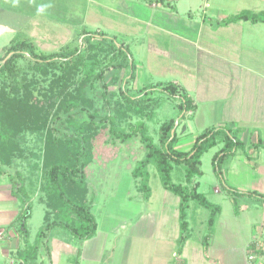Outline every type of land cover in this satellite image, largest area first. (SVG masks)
<instances>
[{
    "label": "crops",
    "instance_id": "obj_1",
    "mask_svg": "<svg viewBox=\"0 0 264 264\" xmlns=\"http://www.w3.org/2000/svg\"><path fill=\"white\" fill-rule=\"evenodd\" d=\"M7 1L0 0V31L12 37L2 47L0 59L15 39H26L36 45L37 31L31 27L54 26L36 22L42 17L29 4L33 0H18L20 6L26 5L21 9ZM102 3L88 0L89 10L98 6L95 19L110 15L109 12L122 15L118 5ZM126 10L122 16L131 22H124V44L136 39L145 48L142 59L146 61L147 51L152 50V59L165 51L172 69L166 72L171 76H167L166 83L178 87L196 107L182 125L177 124L173 150L185 156L201 134L215 128L228 129L243 144L231 149L225 147L227 143L231 145L228 139L219 140L220 135L217 138L214 148L221 147L214 157L225 149L231 153L220 164V173L215 171L212 160L214 184L219 177V186H214L213 194L200 192L219 208L214 225L209 231L210 210L191 201L186 216L189 233L182 242L180 198L175 196L172 201L166 194L156 196L150 186L152 195L146 201L138 186L132 196L128 192L122 208L121 201L114 198L110 208L100 219L96 218L98 229L93 238L78 240L57 234L50 250L43 247L38 258L30 256L24 260L20 253L28 244L35 243L37 233L46 223L47 206H43L44 221L35 236L30 227L33 206L27 221L30 239L24 242L18 221L21 201L12 194L9 181L0 178V231H4L0 239V264H74L77 257V264H103L105 254L113 247L109 264H248L250 250L256 253L255 264H264V22L240 20L223 24L242 13L264 15V0H204L203 5L178 7L169 0H149L141 14L131 16ZM88 17L84 13L77 22L81 33L96 32L100 38L104 32L102 25L86 20ZM111 33L109 36L113 37ZM75 38L71 34L68 42L74 43ZM156 83L150 81L148 88ZM152 92L148 97L155 103ZM176 97L181 100L179 95ZM198 178L193 183L200 188ZM186 182L188 187L192 186L187 179ZM134 206L137 211L130 213ZM121 213L127 217L120 220ZM139 220L141 226H137Z\"/></svg>",
    "mask_w": 264,
    "mask_h": 264
},
{
    "label": "rangeland",
    "instance_id": "obj_2",
    "mask_svg": "<svg viewBox=\"0 0 264 264\" xmlns=\"http://www.w3.org/2000/svg\"><path fill=\"white\" fill-rule=\"evenodd\" d=\"M100 1L106 6L118 5V9L121 10L120 13L122 15H124L125 10L128 9L126 10V14H131V16L135 13L141 14L144 7H147L149 2V0ZM7 2L10 3L12 7L18 9L26 7V5L20 6V3H17L18 0H8ZM169 3L177 7L190 4L203 5L204 0H169ZM29 4L33 7V10L36 9L39 16L43 18L36 21L38 24L54 25L52 27L38 26L30 28L37 31V34H35V41L37 52L39 53L60 52L62 50L64 52H69L79 49L82 46L84 36H80L82 31L79 25H77V22L82 19L84 13H87L89 16L86 20L99 21L100 26L102 25L101 27L104 29L101 35L103 36L104 34L103 38L109 41L103 43L99 42V40L98 42L93 41L92 43H87L85 53L89 64L93 66L92 70L97 69L100 71L101 69L112 67L110 74L108 73L107 75V86L110 88L112 87L113 91H110V88H108L109 90L107 93L111 96L112 115L116 116V119L114 118V123L109 120L104 124L96 125L94 123H87L80 117L82 123H85L86 126L83 130L79 131L82 137L88 142V150H90L94 158L88 166V171L100 192L99 203L94 210L95 217L100 219L104 212L110 208L112 204L111 201L114 200V198L121 201L122 208V202L125 201L128 192L131 196L135 194V189H138L139 185L135 184L137 180L131 176V172L147 154L145 150L146 144L141 140L140 134H137L133 139H129L126 142L120 137H122L123 134H130L131 131L134 130L140 131L142 130L141 125H144V131H148L155 145L159 146L161 144L159 132L162 124L173 119L177 126L179 120L183 116L178 106L181 100L176 96L170 97L162 91H153L156 96L155 103L153 100L152 103L146 105L145 103L147 102L142 101L138 107L139 109L142 108V111L138 113H136V106L130 104L127 99V96L140 97V99L142 97L145 98L146 93L147 95L150 94V89L148 88V83H150V81H155V83L163 81L165 83L168 82L167 76H169L170 73L166 72L172 70L168 63L169 57L165 51H161V54H157L155 58L152 59V50H150V52L147 51L149 60H143L142 57H144L145 48H142L136 39L133 38L136 42L130 40L128 43L129 45L124 44L125 40H123V37L126 33L124 22L131 21L119 15V12L115 14L109 12L110 15L105 14L102 15L101 18L95 19L94 14L98 6L94 5V7L89 10L87 7L88 0H33L31 3L29 2ZM4 14H8V12H4ZM57 19L58 21L55 22ZM114 27H116V29H114ZM109 33L116 36V38H114V36H109ZM71 34L72 36L74 34L76 37L74 43L68 42ZM11 37L12 34L2 33L0 31V51L4 45L9 43ZM96 37L95 39H98L99 35ZM111 39H114V41L112 42ZM130 60L135 63V68L131 70L135 74L133 80H130L131 76L127 77L128 73L124 69L113 71L115 66H118L120 62L127 63V61H129L131 64L132 61ZM18 65L21 70L17 77V83L11 85L12 83L8 79L0 78V102H2L1 93L4 90L9 91L12 99L15 100L17 111L23 112V114L25 113L23 119L26 125L23 127V131L19 136V149L11 155L10 161L7 165H4V167L14 178L17 179L18 176L23 178L26 189L33 198L32 205H35V208L33 211V218L30 221V227L31 234L35 236L44 221L43 206H47L45 193L43 191V178L47 171L45 159L47 146L51 137L49 129L54 124L52 116L47 113L50 112L53 106H55L54 108L58 107L60 99L69 101L73 98L80 97L78 93L80 84L76 83L75 79L72 77H68L65 82L64 78H62L64 73L59 69H50L47 73L35 70L31 67L27 59H21ZM125 78H129L126 84H124ZM132 83L135 84L132 85ZM122 87L124 89H122ZM133 87L140 88L134 90ZM90 94L92 98L96 99L94 93ZM34 106H36V108ZM82 106L91 114L96 115V110H98L100 113L97 116H104L102 102L99 104L86 102L85 105L82 102ZM31 109H36V111H32ZM222 130H224V132L220 133L219 140L225 138L229 139L228 129L224 128ZM220 147L221 146H218L210 150L203 157L204 176L198 178L200 182L199 192L213 194L214 186H219V177L217 175L218 182L214 184L215 177L212 171V160ZM113 148L120 150H118L119 152L115 160L106 162L101 159L102 155L100 157V152L104 150L111 151ZM148 171L150 173V186L154 190L155 195L159 196L161 194H166L170 196L173 201L176 195L163 189L158 168L152 164ZM7 178L5 179L8 180ZM172 181L175 184L187 186L185 168L183 165L174 166ZM9 185H11L10 181ZM134 211H137L135 206L130 213ZM205 212H207V210H205ZM126 215L125 213L118 214V218L121 220L127 217ZM141 225L139 220L137 226Z\"/></svg>",
    "mask_w": 264,
    "mask_h": 264
},
{
    "label": "trees",
    "instance_id": "obj_3",
    "mask_svg": "<svg viewBox=\"0 0 264 264\" xmlns=\"http://www.w3.org/2000/svg\"><path fill=\"white\" fill-rule=\"evenodd\" d=\"M250 20L253 22H264V15H252L242 13L237 16L230 17L223 24H228L232 21ZM96 32L85 31L81 36H84L82 46L74 51L53 53H39L37 47L32 42L26 39H15L9 47L5 49L3 58L0 64V78H5L11 81V85L17 83V77L20 72L18 63L21 59H27L31 67L43 73H47L50 69L61 70L64 75V81L68 77L75 79L76 83L80 84L78 93L80 97L73 98L69 101L60 99L57 108H51L47 113L52 116L54 124L49 129L50 141L46 150V168L44 174L43 191L45 193L47 214L46 223L37 233V237L33 246H26V249L20 253V257L28 260L30 256L33 259L38 258L41 248L46 247L50 250V243L55 235L62 234L65 237L75 238L78 240H88L96 235L98 223L94 214L97 205L99 191L95 182L92 180L88 166L92 162L93 154L88 150L87 141L79 133L86 126L82 123L80 117L87 123L104 124L107 121H115L116 116L112 115L111 96L107 93L110 88L107 86V75L110 74L112 67L105 69L92 70L93 66L89 64L86 58L87 43L93 41L105 42L108 39L97 38ZM112 42L114 39H111ZM109 42V41H108ZM106 43V42H105ZM118 48V47H115ZM119 52V51H118ZM12 54L10 58L7 57ZM132 61V60H130ZM91 66V67H90ZM135 63L130 64L120 62L115 66L113 71L126 70L130 80L134 79ZM108 70V71H107ZM126 77V78H127ZM125 78V79H126ZM129 79V78H128ZM128 79L124 80V84L128 83ZM66 82V81H65ZM124 86V85H123ZM145 88V87H144ZM122 89H124L122 87ZM146 89V88H145ZM144 89V90H145ZM149 91H162L170 97L180 96V109L183 113L179 120L178 126L186 120L191 111H195L196 107L192 101L180 93L178 87L172 83H158L150 88ZM113 91V88H110ZM90 93L96 96L92 98ZM2 102H0V178H7L12 187V194L21 201V210L18 216L20 230L24 242L28 243L30 233L27 226V221L32 216V196L26 189L25 182L21 176L14 178L13 175L7 172L4 165L10 161L11 155L19 149V136L26 125L23 112H18L16 109L15 100L12 99L11 93L4 90L1 93ZM137 98L127 96L130 104L136 106V113L142 111L138 108L142 101H146V105L153 101L148 97ZM65 99V98H64ZM56 102V101H55ZM86 102L97 103L102 102L104 116L99 115L96 110V115L87 111ZM132 102V103H131ZM58 103V102H57ZM36 108V106H34ZM36 111V109H31ZM98 113V114H97ZM115 118V119H114ZM142 130L131 131L130 134L120 137L124 142L133 139L137 134H140L141 140L145 143L146 157L142 159L138 165L132 170L131 174L134 179L139 180V189L143 192L144 199L149 200L152 195L150 188V173L149 167L153 164L160 172L162 186L180 198V227L182 231V242H185L188 233L189 225L186 220L187 209L191 201L198 202L201 206L210 210L211 215L208 221V230L211 231L216 217L219 213V208L214 207L207 197L198 191V183H193L194 178L201 177L202 173V157L210 149L217 145V138L224 130H209L201 134L195 143L194 148L185 156L173 150L174 143L177 140V126L174 120H170L162 124L159 132L161 144L155 145L148 131H144L145 126L141 125ZM226 133V132H225ZM228 140L231 143L225 147L233 149L243 146L237 140L235 135L228 130ZM104 150L100 152V157L106 162L113 161L117 158L118 150ZM231 152L228 150L220 151L213 160L215 171L220 173V164L228 157ZM175 165H183L185 168L186 179L191 183V187L181 184H175L172 181V173ZM7 176V177H6ZM235 194L238 192L233 191ZM253 195V194H251ZM209 237H206V239ZM115 247L107 252L103 259V264H109L112 260ZM79 255V252H78ZM78 258V257H77ZM74 264H77V260Z\"/></svg>",
    "mask_w": 264,
    "mask_h": 264
},
{
    "label": "built area",
    "instance_id": "obj_4",
    "mask_svg": "<svg viewBox=\"0 0 264 264\" xmlns=\"http://www.w3.org/2000/svg\"><path fill=\"white\" fill-rule=\"evenodd\" d=\"M4 231H0V239L3 237ZM252 249V248H250ZM256 261V253L253 250H250L247 254V262L248 264H255Z\"/></svg>",
    "mask_w": 264,
    "mask_h": 264
},
{
    "label": "water",
    "instance_id": "obj_5",
    "mask_svg": "<svg viewBox=\"0 0 264 264\" xmlns=\"http://www.w3.org/2000/svg\"><path fill=\"white\" fill-rule=\"evenodd\" d=\"M11 56H12V54H10V55L7 57V59L10 58Z\"/></svg>",
    "mask_w": 264,
    "mask_h": 264
}]
</instances>
